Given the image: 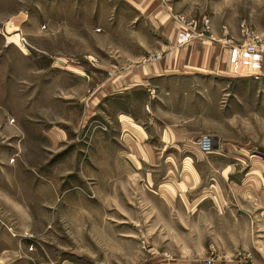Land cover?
<instances>
[{
    "label": "rangeland",
    "instance_id": "rangeland-1",
    "mask_svg": "<svg viewBox=\"0 0 264 264\" xmlns=\"http://www.w3.org/2000/svg\"><path fill=\"white\" fill-rule=\"evenodd\" d=\"M261 7L264 9V0L259 3L256 0H185L176 5L175 11L196 22L200 21L198 16L201 14L219 15V20H209V26L225 25L240 39L238 28L241 23L255 30L244 15L250 10L256 11L251 22L259 24ZM21 14L27 17V22L20 34L35 49H44L47 55L33 49L28 54L25 48L19 49L13 44L5 47L8 40L3 33L5 29L7 33L11 32L4 24ZM135 16V10L123 0H0V157H6L7 161V164H0V230L18 243L21 235L27 233L46 251L55 252L59 257L57 260H72L73 264H147L150 249L158 253L166 249L179 253L184 249L191 254L209 246L229 255L233 250L243 251L248 256L242 264H264V196L228 192L229 187L241 189L250 183H243L242 171L232 175L229 185L227 160L215 164L213 161L216 160H208V163L195 160L196 157L220 159L230 154L243 157V149H237L236 153L229 152L230 149H214L203 155L195 147V139L183 148L157 151L158 154L185 158L181 164L171 165L173 168L177 166L182 171L200 173V180L190 187L208 188L214 184L220 189L221 195L216 197L202 193L191 198L205 201V206L196 210L198 217L194 220L191 218L195 215L194 209L170 212L160 203L153 212H148L147 206L137 205L135 209L125 205L123 211L112 210L107 214L100 198L91 200L85 191L78 196L74 191L70 192L68 188H73L74 182L65 186L69 190L65 192L67 195L55 196L59 200L64 198L62 209L48 206L47 200L53 197L48 195L49 191L57 189L62 182L55 167L48 165L49 169H45L56 150L38 146L44 143L36 137L37 129L48 125H76L79 116L75 119V114L70 111L76 106L73 102L77 101V89H85L88 85V88H95L105 76L88 67V61L95 59L98 65L104 66L132 65L144 57L147 59L148 54L156 50L160 31L149 19H134ZM170 20L179 26L172 17ZM13 40L17 42V39ZM43 56L56 61L58 68L39 70L35 61H43ZM75 67L80 69L75 71ZM84 70L92 72L88 84L79 82L81 79L77 76ZM70 89L75 92L67 94ZM117 106L116 101L108 105L114 110ZM182 107L185 117L192 119L189 127L196 128L201 122L210 124L208 117L201 120L194 113L198 110L195 101ZM21 128L25 144L21 141ZM92 171L96 172V168ZM217 173H220V179L213 181ZM156 175L158 177L160 173ZM143 181L144 177H141L142 184ZM155 184L150 185L151 189ZM13 201L15 204L27 203L28 212L17 206L11 208L9 203L13 204ZM67 205L73 208L69 209ZM106 219L111 223L110 228L102 227ZM198 223L200 226H195ZM116 239L124 241L120 244L119 250L124 251L120 258L111 252V249L117 250V244L113 243ZM34 245L36 253L42 251L41 246Z\"/></svg>",
    "mask_w": 264,
    "mask_h": 264
},
{
    "label": "crops",
    "instance_id": "crops-1",
    "mask_svg": "<svg viewBox=\"0 0 264 264\" xmlns=\"http://www.w3.org/2000/svg\"><path fill=\"white\" fill-rule=\"evenodd\" d=\"M123 1L135 10L134 19H149L153 27L160 31L159 46L148 54L147 59L144 57L132 65L115 67L98 65L95 59L88 61V67L105 76L95 88H88V85L84 86L85 89H77V101L73 102L76 106L70 111L75 114V119L79 116L76 125H48L37 129L36 137L44 143H39L38 146L56 150L47 161L45 169H49L48 165L55 167L58 179L62 182L57 189L49 191L48 195L53 197L47 200L48 206L62 209L65 206L64 198L59 200L55 196L64 197L67 195L66 190L74 191L77 196L85 191L87 196H91V200L100 198L106 213L112 210L123 211L125 205L135 209L137 205L147 206L148 212H153L160 203L170 212L194 209L195 215L191 217L194 220L198 217L196 210L205 206V201L199 202L191 198L202 193L216 197L221 195L220 189L214 184L208 188L190 187L189 185L200 180V173L186 169L182 171L177 166L173 168L171 165L181 164L185 158L158 154L157 151L183 148L199 136L208 134L213 141V151L230 149L229 152L236 153L237 149H243L245 155L239 157L230 154L221 157L222 161L210 157H196L195 160H201L202 163L216 160L213 161L214 164L227 160L226 174L228 181H231L228 182L229 185L232 183V175L242 171L243 183H250L241 189L229 187L228 192L233 195L264 196V55H245L238 48L240 39L225 25L209 26L208 35L211 39L205 36L177 46L179 26L170 19L172 14H181L190 20L175 11L176 5L185 0ZM258 11L261 18L259 24L251 22L256 11L254 13L250 10L244 15V19L250 21L254 31L263 36L264 9L261 7ZM19 16L11 17L9 21ZM203 18L208 21L220 19L219 15L198 16V19ZM23 20L25 21L19 22L20 32L27 17ZM8 22L4 24L5 28L9 25ZM222 28L227 30L226 36L223 35ZM28 34L32 36V33ZM28 45V54L30 49L46 54L44 49ZM42 59L43 61H35L39 70L58 68L52 58L43 56ZM77 68L80 69L75 67L73 70L76 71ZM81 73L77 74L78 79H81L79 82L88 84L92 79V72L84 70ZM74 92V89L66 91L67 94ZM112 101H116L118 105L115 110L108 107ZM193 101L198 109L194 113L201 120L204 116L208 117L210 124L204 125L201 122L196 128L189 127L192 119L185 117L182 105ZM100 126L106 127L107 131L100 130ZM21 134V141L25 144L23 128ZM11 160L15 162L14 158ZM1 163L7 164L6 157H0ZM94 168L96 172L92 171ZM158 172L160 176L157 177ZM226 174L221 176L225 177ZM141 177H144L143 184ZM214 179H220V173L215 174L212 180ZM73 182L78 187L68 190L65 186ZM155 182L156 186L151 189L150 185ZM91 183L92 186L89 187ZM145 183L149 186H145ZM125 185L128 188L125 189ZM6 200L11 201L8 198ZM9 204L11 208L17 206L28 212L27 203L15 204L13 201V204ZM68 207L73 208L71 205ZM131 210L134 211L133 208ZM110 224L106 219L102 227L110 228ZM195 226H200V223ZM26 234L21 235L18 243V240L12 241L0 230V264H73L72 260H57L59 257L55 252L46 251L37 239ZM22 240L27 244L31 241L41 246L42 251L36 253L34 244L26 245ZM148 240L152 243L150 237ZM113 243L117 244V250L111 249L112 254L117 258L123 257L124 251L119 249L124 241L116 239ZM150 251L147 264H201L207 259L213 264H242L248 256L240 250H233L229 255L211 246L207 249L200 248L191 254L184 249L179 253L167 249L159 253L156 250ZM215 260L224 262L216 263Z\"/></svg>",
    "mask_w": 264,
    "mask_h": 264
},
{
    "label": "built area",
    "instance_id": "built-area-1",
    "mask_svg": "<svg viewBox=\"0 0 264 264\" xmlns=\"http://www.w3.org/2000/svg\"><path fill=\"white\" fill-rule=\"evenodd\" d=\"M171 17L176 21V23L180 26V30L176 35V45L182 46L189 42H192L198 38L207 37L209 29V21L206 18L200 19L199 22L194 20H187L181 14H172ZM223 35H227V30L222 28ZM238 33L240 37V44L238 46L239 49L247 56H262L264 55V37L259 35L257 32L246 26L244 23H241L238 28ZM5 40L11 37L13 34L5 32L3 33ZM15 34V33H14ZM18 45L14 43H10L6 41V44H13L17 46L19 49L23 47L25 49L30 48L26 39L20 34V29L16 32ZM102 131H107V128L104 126L99 127ZM195 147L198 152L207 155L213 151V141L208 135H201L195 141ZM32 251V248L28 249ZM201 264H213L211 260H204Z\"/></svg>",
    "mask_w": 264,
    "mask_h": 264
},
{
    "label": "bare ground",
    "instance_id": "bare-ground-1",
    "mask_svg": "<svg viewBox=\"0 0 264 264\" xmlns=\"http://www.w3.org/2000/svg\"><path fill=\"white\" fill-rule=\"evenodd\" d=\"M24 15L23 14H21L19 17H17V18H13L12 20H11V22L9 23V27H8V31L9 32H11L10 34H13L11 37H9V38H7V40L10 42V43H15L16 45H18V42H16L15 40H13V38L14 39H17V36H16V32L18 31V28L20 27V25H19V22L20 21H25V20H23L24 19ZM7 24V23H6ZM15 33V34H14ZM13 41V42H12ZM21 48V47H20Z\"/></svg>",
    "mask_w": 264,
    "mask_h": 264
}]
</instances>
